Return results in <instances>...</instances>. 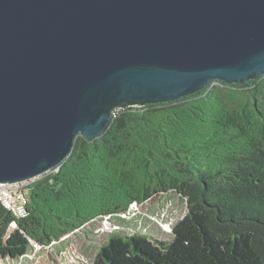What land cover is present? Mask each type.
<instances>
[{
	"label": "water",
	"instance_id": "1",
	"mask_svg": "<svg viewBox=\"0 0 264 264\" xmlns=\"http://www.w3.org/2000/svg\"><path fill=\"white\" fill-rule=\"evenodd\" d=\"M264 77V0H0V184L57 170L116 109Z\"/></svg>",
	"mask_w": 264,
	"mask_h": 264
},
{
	"label": "trees",
	"instance_id": "2",
	"mask_svg": "<svg viewBox=\"0 0 264 264\" xmlns=\"http://www.w3.org/2000/svg\"><path fill=\"white\" fill-rule=\"evenodd\" d=\"M112 116L100 138L77 135L57 170L29 182L24 217L0 203V222L16 224L0 255L176 192L187 213L169 242L114 232L92 264H264V77Z\"/></svg>",
	"mask_w": 264,
	"mask_h": 264
},
{
	"label": "rangeland",
	"instance_id": "3",
	"mask_svg": "<svg viewBox=\"0 0 264 264\" xmlns=\"http://www.w3.org/2000/svg\"><path fill=\"white\" fill-rule=\"evenodd\" d=\"M186 213V200L179 194H159L141 205H132L125 214L97 218L48 247L29 242L25 251L15 257L10 247L8 252L4 250L0 255V264H92L99 248L112 233L143 234L153 241L169 242L173 227ZM0 228V244H8L11 233L16 230L15 221L0 222Z\"/></svg>",
	"mask_w": 264,
	"mask_h": 264
},
{
	"label": "built area",
	"instance_id": "4",
	"mask_svg": "<svg viewBox=\"0 0 264 264\" xmlns=\"http://www.w3.org/2000/svg\"><path fill=\"white\" fill-rule=\"evenodd\" d=\"M29 182L20 184H0V203L10 211L17 219L25 216L27 205V185Z\"/></svg>",
	"mask_w": 264,
	"mask_h": 264
}]
</instances>
